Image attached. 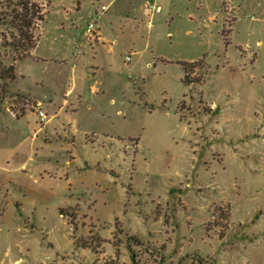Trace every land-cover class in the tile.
I'll return each mask as SVG.
<instances>
[{"label":"rangeland","instance_id":"1","mask_svg":"<svg viewBox=\"0 0 264 264\" xmlns=\"http://www.w3.org/2000/svg\"><path fill=\"white\" fill-rule=\"evenodd\" d=\"M33 1L22 59L0 4V264H264V0Z\"/></svg>","mask_w":264,"mask_h":264},{"label":"trees","instance_id":"2","mask_svg":"<svg viewBox=\"0 0 264 264\" xmlns=\"http://www.w3.org/2000/svg\"><path fill=\"white\" fill-rule=\"evenodd\" d=\"M0 4L6 7H11V11L5 12V15H8L11 18V25L19 34L14 47L17 49V58L22 59L25 57V54H27L28 51L35 46L30 28L33 25L35 19H43L40 7L33 0H0ZM2 19L5 20L6 16H4ZM10 45H13V43ZM14 70V66L11 64L9 67L8 76L12 79L15 78ZM128 249L130 250V257L132 261L135 262L137 256L136 252L131 245H128ZM200 262H203V260L201 259Z\"/></svg>","mask_w":264,"mask_h":264},{"label":"built area","instance_id":"3","mask_svg":"<svg viewBox=\"0 0 264 264\" xmlns=\"http://www.w3.org/2000/svg\"><path fill=\"white\" fill-rule=\"evenodd\" d=\"M106 8H107V5H104V4L101 5V11L105 10ZM95 26H97L96 21H89L87 24V31L92 32V30L95 29ZM126 60H128V61L131 60V56L127 55ZM38 114H39L41 119H45L46 114L43 110H38Z\"/></svg>","mask_w":264,"mask_h":264},{"label":"crops","instance_id":"4","mask_svg":"<svg viewBox=\"0 0 264 264\" xmlns=\"http://www.w3.org/2000/svg\"><path fill=\"white\" fill-rule=\"evenodd\" d=\"M98 26H99V25H98ZM99 32H100V31H99ZM77 51H78V52H81V50H77ZM67 90H68V91L70 90V92H71L72 89L68 87V88L66 89V91H67ZM64 93H65V91H64ZM65 100L67 101V99H65ZM67 102H68V101H67Z\"/></svg>","mask_w":264,"mask_h":264}]
</instances>
